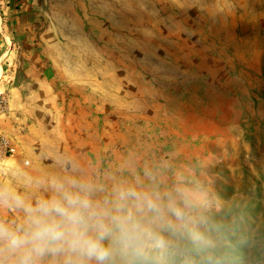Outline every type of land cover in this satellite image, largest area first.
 <instances>
[{
	"label": "rangeland",
	"instance_id": "rangeland-1",
	"mask_svg": "<svg viewBox=\"0 0 264 264\" xmlns=\"http://www.w3.org/2000/svg\"><path fill=\"white\" fill-rule=\"evenodd\" d=\"M3 143L9 198L53 177L179 174L218 264H264V0H0Z\"/></svg>",
	"mask_w": 264,
	"mask_h": 264
},
{
	"label": "clouds",
	"instance_id": "clouds-1",
	"mask_svg": "<svg viewBox=\"0 0 264 264\" xmlns=\"http://www.w3.org/2000/svg\"><path fill=\"white\" fill-rule=\"evenodd\" d=\"M35 200L0 193V264H218L216 226L182 175L144 168L53 177Z\"/></svg>",
	"mask_w": 264,
	"mask_h": 264
},
{
	"label": "built area",
	"instance_id": "built-area-1",
	"mask_svg": "<svg viewBox=\"0 0 264 264\" xmlns=\"http://www.w3.org/2000/svg\"><path fill=\"white\" fill-rule=\"evenodd\" d=\"M2 146H3V147L6 146L5 143H3L2 145H0V150L2 149ZM5 152L13 153V149H11V148H7V147H6Z\"/></svg>",
	"mask_w": 264,
	"mask_h": 264
}]
</instances>
